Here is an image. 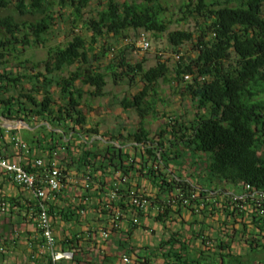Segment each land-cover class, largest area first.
Listing matches in <instances>:
<instances>
[{
  "label": "trees",
  "instance_id": "16d2710c",
  "mask_svg": "<svg viewBox=\"0 0 264 264\" xmlns=\"http://www.w3.org/2000/svg\"><path fill=\"white\" fill-rule=\"evenodd\" d=\"M98 1L101 9L97 14L82 19L89 0H0V10H11L0 17V117L29 125H63L80 135L97 134L96 128L86 127L83 95L104 96L108 74L113 81L129 84L138 77L140 89L120 101L123 109L134 110L139 118L138 129L124 137L137 144L132 146L139 150L137 153L111 145L102 150L86 146L79 150L74 145L78 151L73 156L71 144H66L67 163L82 174L85 196L94 201L91 209L104 217L112 231L119 229L126 210L142 214L131 204L132 190L157 205L154 219L160 223L180 207L202 215L215 211L220 217L218 237L211 238L204 230L193 232L201 247L196 258L190 259L183 252L189 244L172 234L163 245L170 246L166 257L173 261L164 258L160 264H264V0L184 2L181 11L185 21L201 20L195 32L168 31L158 0ZM68 8L74 17L72 28L81 20L89 38L75 33L63 47L49 48L45 60L22 66L28 63L26 59L21 61L26 48L45 45L49 31L64 19L63 12ZM25 16L31 20L23 19ZM128 31H133L136 38L150 34L155 43L166 33L168 45L177 53L172 69L160 56L148 68L144 67V58L130 62L129 47L119 45V39L128 41ZM97 43L98 50L94 46ZM185 44L190 45L189 52ZM10 61L16 65L7 68ZM40 66L42 70L36 71ZM64 70L66 76L62 75ZM169 76L195 111L191 118L181 119L172 112L162 113L167 121L155 133L158 139L152 140L143 126L147 115L156 113L155 100L148 97L156 95L160 80ZM184 113L189 114L186 110ZM0 137L4 141L1 128ZM28 144L30 160L34 147L32 141ZM57 146L54 141L48 150ZM176 147L209 155L203 169L207 187H197L171 170L174 177L168 175L169 161L182 158L181 149L176 154L171 149ZM47 158L51 159L50 154ZM46 167L49 164L34 168L28 162L26 169L41 179ZM140 177L150 180L156 190L155 201L139 190L140 184L132 187L131 180ZM112 192L114 198H110ZM31 203L35 213L37 202ZM236 236L244 243L240 250L233 246ZM37 244L44 248L42 237ZM47 258L46 264H51Z\"/></svg>",
  "mask_w": 264,
  "mask_h": 264
},
{
  "label": "crops",
  "instance_id": "0c3cea01",
  "mask_svg": "<svg viewBox=\"0 0 264 264\" xmlns=\"http://www.w3.org/2000/svg\"><path fill=\"white\" fill-rule=\"evenodd\" d=\"M99 99L100 97H97L95 101L90 100L91 102L87 100L82 105V110L87 114L86 127L96 128L97 134L88 132L80 135L68 127L64 128L63 125L51 127L45 122L37 125L21 124L17 120L0 117V128L4 138V141H0V147L3 145L4 148H0V151L5 156L11 160L18 159L19 156L15 153L10 140L13 136H17L29 145L23 137L27 134L33 142L34 158H47L50 154L65 170L59 193L47 204L55 237V249L70 253L68 259H61L57 264H140L141 262L160 264L165 261L164 258L172 262L173 258L166 257L170 246L163 244L175 233L181 240H185L184 243L189 244L185 246L186 250L183 252H186L190 259L196 258L201 245L200 239L193 237L192 234L204 230V233L209 234L211 238L218 237L220 217L215 211L202 215L180 207L177 212L166 218L164 223H160L154 219V213L151 210L149 213L140 215L128 209L123 214L119 229L112 231L104 217L91 209L90 206L94 201L85 196L87 191L82 174L74 166L68 165L67 151H72L73 156H76L78 149L73 148L74 145L79 146V150L80 146H86V149L102 150L107 145H111L129 151L130 154L139 151L132 148L133 145L137 146L136 143L127 142L124 139L138 129L137 113L132 109H123L120 104L121 99L111 101L104 99L103 105L100 104ZM117 102L120 105L114 107L113 111L109 104ZM182 107L184 108V105ZM154 114L153 116L149 113L150 116L146 117L144 126L150 133L153 131L155 134L164 126L167 119L162 116V113ZM176 114L180 116V119L181 116L186 117L182 109L176 111ZM105 116L110 119L113 116L109 125H106ZM42 126L48 128L46 134L42 133L44 131ZM68 126L70 127L69 124ZM148 126H152L151 129ZM54 141H57L59 146L53 151L48 150L49 145ZM67 143L71 144L69 150ZM171 149L175 151V154L180 150L179 147ZM34 158L30 161L32 162ZM170 161L174 168H170L168 163V175L189 180L197 187L199 185L207 187L199 181L201 173L198 163H194L191 159L184 160V157ZM161 168H164L162 164ZM196 170H199V173ZM193 177L196 178L194 181ZM137 184H140L139 190L152 198L151 201L155 199L156 190L148 178L140 177L131 180L132 187H137ZM29 202L35 204L33 194L16 185L6 174L0 173V264H46L47 262L49 254L37 244L41 236L36 219L32 215L33 207ZM82 205L83 208H81ZM103 231L108 234L107 237L102 236ZM174 248L183 249L181 246H174ZM123 257L129 258L130 262H124Z\"/></svg>",
  "mask_w": 264,
  "mask_h": 264
},
{
  "label": "rangeland",
  "instance_id": "374dc122",
  "mask_svg": "<svg viewBox=\"0 0 264 264\" xmlns=\"http://www.w3.org/2000/svg\"><path fill=\"white\" fill-rule=\"evenodd\" d=\"M128 1H131V0H128ZM133 1H138V0H133ZM188 1L190 0H158V2L163 8L162 14L165 20L168 21V31L171 32L175 30H187V31L195 32V30L198 27V23H201V20L199 18L196 20L192 18H187L185 21V17L181 11L182 4ZM191 1L194 3L196 0H191ZM218 1L225 2L226 0H218ZM55 9H56V6H53V10ZM100 9H101V6L98 0H89L87 8L84 11H82L81 18L87 19L89 17H93L97 14V11H99ZM71 12H72V9H69V8L63 12L64 19L62 21H58V24L55 27H53L52 30L49 31V35L47 36L45 45H43L44 47L34 44L31 47L26 48L24 55L21 57V61L23 63V60L26 59L28 60V63H23L22 66L24 67L31 66L32 64H36L40 61L45 60L47 57V50L49 48H54L56 46L63 47L66 41L70 40L73 34L75 33H79L89 38V35H88L89 33H87V31L83 29L81 26L82 25L81 20L77 22V26L75 29L72 28V24H73L72 20L74 17L71 15ZM10 13H11V10L1 9L0 17L5 16L6 14H10ZM24 18L25 19L27 18V20H31V18L27 16L23 17V19ZM127 34L129 36L128 41L119 39V43H120L119 45L120 47H125L126 45L129 47L127 56L130 59V62L134 63L135 61H138L144 58L145 59L144 67L148 68L150 66L155 65L157 61V56H160L162 59L168 61L170 69H172V66L175 65V62H176L175 55H177V53H175L171 49V47L168 45V42L166 39V33L162 35L161 39L158 40L157 43L154 42L150 34H147L146 36L149 39L150 46L146 50H142L139 47L138 38L135 37V33L133 31H128ZM108 41L110 42L111 40L108 39ZM94 46L97 50L99 49V43H97ZM183 47L186 51L189 52L190 50L189 44H185L183 45ZM159 49H161V51H158ZM105 62H106L105 59L101 60V64H104ZM14 65H16V62L10 61L7 65V68H10ZM40 67L41 68L36 69V71L42 70V66ZM22 68L20 70H23ZM62 75L66 76L67 70H64ZM171 79H172V76H169L166 80H160V82L155 88L156 95H150V97H148V98L153 97L155 100L154 106L156 108L155 110L156 114L158 115L160 113L170 114L171 112L175 113L176 111H179L182 109L184 112L185 110L189 112L188 115L187 114L185 115L186 118H191L192 115L194 114L195 109L191 105H189L190 104L189 99L186 96H184L182 93H180V90H178L174 86V83ZM184 80H187V79L184 78ZM106 81H107V84L105 86L106 94L103 97H100L99 99L101 105H103L102 102H104V99L107 101H111L113 99L117 100V99H122L126 96H131L135 94L140 89V86H141V83L138 80V77L134 79L133 83L129 84L125 80L113 81L111 76L108 74ZM26 85L28 88L30 87L29 84H26ZM86 88L88 87H83V89H86ZM87 100L91 102V101H95L96 98H92L88 95H83V98H82L83 104ZM118 105H120L119 102H117L116 104L111 103L109 104V107L112 108L114 111L115 110L114 107ZM183 105H184V108L182 107ZM117 109L118 108H116V110ZM95 113L96 114L98 113L97 110L95 111ZM104 119L106 120V125H107L108 123L110 124V121L111 119H113V116L111 119L105 116ZM151 127L152 126H148V128L150 129ZM43 129L44 131L42 133L46 134V130L48 128L46 126H43ZM150 134H151L150 138L152 140L155 138L158 139L155 136L153 131H151ZM23 137L28 143L31 142V138L27 134H24ZM181 153H182V157H184V160L191 159V160L198 161L196 163L199 164L200 171L203 173V176L199 178V181L200 183H204L205 177H204L203 169L208 164L209 155L206 153L198 155V154L193 153L191 150H188L187 148L183 149V151L180 152V155ZM200 157L202 158V160L200 159ZM169 165H170V168L172 169L174 168L171 166L172 165L171 161L169 162ZM196 172L199 173V170H196ZM192 179L194 181V179L196 178L193 177ZM242 243L243 242L239 240V237L236 236L233 238V244H234L233 246H235L236 250L242 249Z\"/></svg>",
  "mask_w": 264,
  "mask_h": 264
},
{
  "label": "built area",
  "instance_id": "2783aa9c",
  "mask_svg": "<svg viewBox=\"0 0 264 264\" xmlns=\"http://www.w3.org/2000/svg\"><path fill=\"white\" fill-rule=\"evenodd\" d=\"M138 43L142 50H146L149 47L148 40L144 34H140ZM185 78L188 77L185 76ZM10 142L19 157L16 160H11L0 152V173L6 174L16 185L33 194L37 202V210L32 215L36 219L37 228L44 240V249L49 254L51 264H57L61 259H68L70 253L60 252L55 249V237L47 204L59 193L63 184L64 174L55 157L51 156V159L38 157L34 158L31 162V159L28 160L31 149L27 143L17 136H13ZM28 162H31V166L34 168H42L47 164H49V167H46L42 178L37 179L35 173L27 171L26 166ZM134 192L133 190L130 192L131 204L138 207L144 214L149 213L150 210L155 214L158 208L154 207L146 196H137ZM114 196L115 193L112 192L110 198H114ZM183 203L186 204L187 200H183ZM101 233L103 237L108 236L105 231ZM123 260L127 263L130 262L127 257H123Z\"/></svg>",
  "mask_w": 264,
  "mask_h": 264
},
{
  "label": "water",
  "instance_id": "95a60500",
  "mask_svg": "<svg viewBox=\"0 0 264 264\" xmlns=\"http://www.w3.org/2000/svg\"><path fill=\"white\" fill-rule=\"evenodd\" d=\"M21 124H26L23 120H17Z\"/></svg>",
  "mask_w": 264,
  "mask_h": 264
}]
</instances>
